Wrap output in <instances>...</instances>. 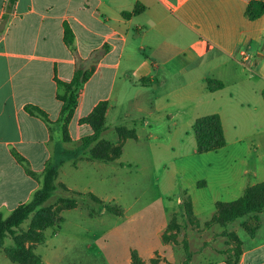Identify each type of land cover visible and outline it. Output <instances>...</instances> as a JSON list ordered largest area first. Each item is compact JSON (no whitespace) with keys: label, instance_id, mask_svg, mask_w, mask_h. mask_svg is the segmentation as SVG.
<instances>
[{"label":"crops","instance_id":"obj_1","mask_svg":"<svg viewBox=\"0 0 264 264\" xmlns=\"http://www.w3.org/2000/svg\"><path fill=\"white\" fill-rule=\"evenodd\" d=\"M251 1L0 0V211L7 215L30 201L43 184L46 164L58 157L66 160L57 185L116 202L120 196L111 191L112 174L128 166L121 158L126 146L148 138L152 149L161 150L160 137L166 133L167 146L178 151L170 179L177 199L180 169L175 160L198 152L193 125L209 114L220 116L226 141L210 152L225 154L230 160L225 168L235 174L229 186L234 195L214 193L212 203L236 201L247 186L264 182V13L250 19L246 9ZM66 26L74 33L72 42L66 39ZM241 50L250 58L243 60ZM80 68L93 72L78 89L73 116L65 123L60 96L68 90L60 82H70ZM101 101L108 102L107 120L125 107L123 117L132 119L126 128L135 130V137L123 139L122 154L114 162L93 159L87 150L74 152L92 133L84 119ZM29 105L44 109L50 121L30 112ZM106 131L101 138L110 140ZM241 158L249 165L236 173ZM93 179L104 183L102 189ZM182 193L178 206L172 196L163 195L168 214L156 229L157 245L135 250L143 264H152L158 255L162 264H175L176 244L164 240V233L172 214L188 203L194 212L199 202L185 189ZM212 218L200 222L206 255L201 264H264V211L226 227L210 224ZM192 237L188 231L190 250ZM133 250L126 252L124 264H132ZM7 261L12 262L0 248L1 264Z\"/></svg>","mask_w":264,"mask_h":264},{"label":"rangeland","instance_id":"obj_2","mask_svg":"<svg viewBox=\"0 0 264 264\" xmlns=\"http://www.w3.org/2000/svg\"><path fill=\"white\" fill-rule=\"evenodd\" d=\"M125 110V107L118 108L108 119L111 127L105 132V136L117 144H122L123 139L117 138L119 135L115 126L129 127L132 121L131 118L123 117ZM132 112L136 113L135 110ZM134 115L137 117V114ZM169 136L166 133L160 137L164 140L161 150L152 149L151 140L148 138H142L139 143L131 141L132 143L126 146L124 157L121 158L128 166L125 168L118 166L112 174L111 191L114 195L120 196L116 202L94 201L90 197L91 193H77L58 184L52 197L44 205L55 210L57 215L54 225L43 230L44 241L38 242L34 239L25 241L26 246L32 248L43 259L40 264H124L125 254L130 249L140 252L149 245H157L156 229L163 224L168 214L165 207L168 198L163 199V195H170L175 199L174 186L170 184V179L173 161L178 151L174 152L167 146L171 141L167 138ZM160 139L159 142H162ZM194 141L193 139L192 142L195 144ZM228 162L230 160L223 153L199 151L187 155L184 159L175 160L180 169L178 173L180 188L178 190L176 188L175 192L178 194L181 191V196L175 199V205L178 206L180 199L184 197L183 189L189 193L190 199L195 197L199 201L191 214L187 212L186 206L182 207L180 212L172 214L164 233L170 236L169 242L176 244L177 260L173 261L175 264L182 263L183 260L186 263L193 260L189 264H201L205 261L206 255L199 238L200 222L210 220L216 211V204L210 199L212 194L234 195V189L229 186L234 182L235 174L233 176L225 168ZM248 165V162L244 163V158H241L235 166L236 173L242 172ZM93 181L102 189L104 183L94 179ZM63 199L75 200L76 206L66 208ZM32 222L33 217H30L23 223L19 229L21 234L31 228ZM209 223L220 225L214 218ZM211 230L215 233L217 229L215 227ZM188 231H193L192 250L188 245ZM11 247H14V239L9 236L1 248L8 257L6 249ZM214 247L218 248L219 244H215ZM156 258L158 263L162 264V255ZM7 262L20 264L14 261Z\"/></svg>","mask_w":264,"mask_h":264},{"label":"trees","instance_id":"obj_3","mask_svg":"<svg viewBox=\"0 0 264 264\" xmlns=\"http://www.w3.org/2000/svg\"><path fill=\"white\" fill-rule=\"evenodd\" d=\"M137 11V8L135 9ZM264 13V1L253 0L249 3L246 9V15L250 19H256ZM132 13H126L130 16ZM66 39L72 42L74 33L69 26H66ZM93 70H83L82 68L76 70L73 79L70 82H60L66 86L68 95L60 96L64 102L61 116L67 123L73 116L76 107V94L83 83L91 76ZM211 85L216 87L222 84L215 80H209ZM264 96V90H263ZM30 112L43 118L49 122L48 113L36 105H29ZM108 102H99L92 113L87 116L84 121L88 122L92 127V133L84 136L81 139L79 147L74 151L76 154L80 151L87 150L88 155L96 160L114 162L122 154V145L116 144L109 140L102 139L101 136L104 131L109 128L107 120ZM197 149L200 153L217 151L225 145V136L221 118L218 114H209L198 117L193 125ZM117 133L120 139L128 137H135V130L126 127H117ZM64 133L68 136L67 126L65 125ZM17 158L21 163H25V158L16 153ZM66 158L58 157L46 164L44 169V179L42 186L34 193L33 198L25 203L19 204L10 214L4 215L0 211V248L4 246L6 239L12 236L14 239V247L6 249L12 261L20 264H40L42 258L35 251L27 247L26 239H34L42 242L45 239L43 230L54 225L56 221V212L51 207L44 206L50 200L54 190L57 188V175L59 167L65 162ZM26 166V164H25ZM28 172L33 174V171L26 166ZM61 187L66 188L63 184ZM68 189V188H66ZM78 193V192H77ZM94 201L100 199L94 194H90ZM66 208L76 206V201L72 199L62 200ZM188 207V208H187ZM187 212L191 214L192 206L190 203L186 204ZM264 211V182L253 186H247L241 197L233 202H218L216 204V211L213 218L222 226H226L233 221L242 218L246 215L255 212ZM30 217H33L32 226L28 231L21 234L20 228L23 223ZM248 228L247 224H245ZM40 229V230H38ZM235 236V234H233ZM170 236L164 234V240L168 241ZM132 264H143V260L138 252L132 251ZM152 264H159L157 258L152 259Z\"/></svg>","mask_w":264,"mask_h":264},{"label":"built area","instance_id":"obj_4","mask_svg":"<svg viewBox=\"0 0 264 264\" xmlns=\"http://www.w3.org/2000/svg\"><path fill=\"white\" fill-rule=\"evenodd\" d=\"M240 55H241V57H242L243 60H247V59L250 58V55H249L248 52L245 51V50H241V51H240Z\"/></svg>","mask_w":264,"mask_h":264}]
</instances>
